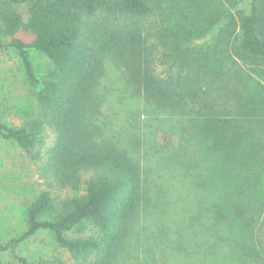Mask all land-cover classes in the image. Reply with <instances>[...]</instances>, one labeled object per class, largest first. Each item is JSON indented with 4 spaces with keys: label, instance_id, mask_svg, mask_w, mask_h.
Wrapping results in <instances>:
<instances>
[{
    "label": "trees",
    "instance_id": "trees-1",
    "mask_svg": "<svg viewBox=\"0 0 264 264\" xmlns=\"http://www.w3.org/2000/svg\"><path fill=\"white\" fill-rule=\"evenodd\" d=\"M5 4L28 5L27 21L0 12V46L11 37L37 87L40 115L21 127L0 117V137L35 163L44 189L27 209L26 231L0 242V264L7 252L18 264H51L18 251L43 232L74 264H120L139 246L153 261L156 251L152 256L147 247H160L165 262L171 249L178 264H264V250L243 238L232 219L251 233L259 229L254 202L264 196V0H0ZM217 22L221 28L210 43L194 44ZM21 30L33 35L31 42L16 37ZM30 50L51 61L45 77L35 72ZM112 71L131 100L195 119L193 127L181 120L180 138L191 140L167 152L190 184L179 207L190 219L179 220L173 241L157 246L141 223L151 207L161 210L165 201L168 212L173 195L181 194L169 188L164 200L160 187L153 198L140 161L102 135L97 123ZM49 132L54 140L48 145ZM194 141L197 155L203 143L215 160L212 176L225 182L228 205L215 198Z\"/></svg>",
    "mask_w": 264,
    "mask_h": 264
},
{
    "label": "rangeland",
    "instance_id": "rangeland-1",
    "mask_svg": "<svg viewBox=\"0 0 264 264\" xmlns=\"http://www.w3.org/2000/svg\"><path fill=\"white\" fill-rule=\"evenodd\" d=\"M204 9L206 13H209L207 8L204 7ZM3 10H11L21 15L24 21H27L29 17L27 4L0 5V12ZM220 28L221 23L217 22L194 44L203 46L210 43ZM16 37L25 42H31L33 39L32 34L23 30L17 33ZM2 43L0 46V117L14 127H21L34 122L40 115L36 101L37 87L29 82L20 53L10 45L11 37L4 36ZM29 54L37 75L40 78L45 77L47 72L53 68L51 61L36 50H30ZM120 80L118 75L112 71L108 80L105 81L106 101L103 108V120L97 123L98 127L103 125L102 135L114 137L132 153L133 157L140 161L146 171L145 177L152 197L161 191L160 187L167 192L161 195L165 197L164 200L170 197L167 191L169 188L173 189L174 193L179 188V194H181L173 195L175 200L172 199L174 202L171 203L168 212L165 211V201H162L161 210L158 207L153 209L151 207L146 219L141 223V226H145L147 230L145 232L152 234L151 243L154 242L157 246V242L166 243L168 238L173 241L172 239L177 236L179 220L183 221L184 217L190 219V213L179 208L182 205L180 196L183 192L187 194L186 187L189 183L184 177V169L177 163L175 156L169 153L174 149L179 150L181 142L187 143L190 139V137L183 138V140L180 138V130L184 124L181 120H187L186 122L193 127L191 120L195 119L190 116L185 118L171 116L164 108L158 109L155 106L147 108L145 102L139 98L131 100L129 95L123 93ZM151 111L152 114H150ZM49 134L48 145L54 140L53 134L51 132ZM200 147V155H197L196 142L191 149L199 157V163L218 203H221L222 199L223 204L228 205L227 198L224 199L225 182L212 176L216 162L209 154L206 144L202 143ZM186 154L189 155L190 151ZM184 158L182 157L183 160ZM43 189L35 163L17 144L0 137V242H6L26 231L27 209ZM160 204L161 202L158 205ZM254 205L256 209L254 220L257 221L256 227L259 228L256 232L251 233L247 230L241 219L235 217L232 219L243 238L253 243L258 249L264 250V196L262 194L256 196ZM158 248L155 250L153 247H147V251L152 250V256L156 251L155 261L152 257L146 259L145 248L139 246L138 250L130 249L129 260L124 258L127 256L125 255L120 264H156V261L158 264H178L172 259L175 252L168 248L170 259L167 258L165 262ZM18 251L30 261L46 260L51 264H74L70 254L56 243L49 232L33 236L21 244ZM3 259L5 264H18L8 252L3 255Z\"/></svg>",
    "mask_w": 264,
    "mask_h": 264
}]
</instances>
